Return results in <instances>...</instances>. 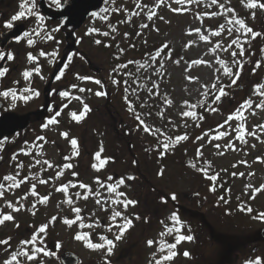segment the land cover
<instances>
[{
	"label": "rangeland",
	"instance_id": "374dc122",
	"mask_svg": "<svg viewBox=\"0 0 264 264\" xmlns=\"http://www.w3.org/2000/svg\"><path fill=\"white\" fill-rule=\"evenodd\" d=\"M138 2L142 5L139 8L136 6ZM220 2L228 8H234L235 12L229 13L228 16L204 15L223 11L215 5L209 7L211 0H185L182 4H177L176 0H163V4H160L159 0H114L113 9H120L115 10L114 19H107L103 24L98 23V40L101 41L98 44L101 52L98 55V65L106 71L104 75L108 74L107 78L112 80V77H118L120 73L114 71L111 74L105 69L103 62L108 63L110 59L109 51L105 50L107 47H117L120 52L118 57H123V54L128 56L132 48L141 52L135 53L137 58H131L132 62L125 67L124 75L121 72L127 82L124 83L125 87L122 88L119 84L115 87L116 84H112V93L108 97L94 94L96 97L92 100L97 104L98 115L102 117L98 137L95 133V123L94 128L84 119L80 122H59L55 127L46 130L48 136L35 142L40 146L32 156L25 157L26 160L20 156L16 167L0 169L3 176L17 175L18 179L24 180H28L30 175L35 177L18 188L5 190L3 198H0V209L4 213L11 212L14 216L13 221L0 225V240L11 237L16 230L13 231V226L17 224L19 227L16 231L20 235L18 240H11L9 246L0 245V264L10 258L12 251L21 250L20 241L29 238L40 225L48 223L53 216H56L57 220L54 224H49L46 233L42 235L46 237L47 248L56 255L40 254L39 259L43 264H62L60 254L64 249L80 255L79 264H129L132 260L127 262V255L132 254L133 257V254L138 253L139 256H135V264H154V254L156 259L166 254L159 251V242L174 243L178 235L175 230L167 233L166 226L182 227V233L179 234L192 235L194 239L178 244L175 249L178 255L165 264H249L257 257L264 259V242L259 238L264 219L257 218L259 213L264 212V191H254V188L264 185V162L257 159L264 158V142H261L264 141V129L258 127L264 125V109L256 107L264 102V95H259L254 90L255 85L264 84V44L260 50V73L259 76H254L252 64L257 57L254 53L256 41L251 40L250 36H245L242 31L233 30L231 35L227 32V28L232 27L227 24V19L231 17L245 19L248 26L258 31L263 24L264 10L259 7L248 9L241 0ZM173 8L183 10L174 12ZM149 11L156 13L152 20L147 19ZM253 11L254 19L251 18ZM143 24L148 27H141ZM222 24L225 25L222 35L212 36V31L218 30ZM196 28H200L201 33L207 35L209 40H200V33L194 31ZM103 32H108L109 35L104 36ZM236 37H239L240 44L244 47L243 56L235 45L228 51H223ZM217 43L221 44V48L213 52L212 49ZM164 44L168 45L164 51L170 53V58L162 54L156 60L151 59L156 50ZM232 51L237 53L235 58L230 54ZM195 60L208 63H192ZM220 60H224L233 72L238 70L234 60L242 65L235 84L231 83L233 77L223 74ZM189 77L199 79L190 80ZM215 77H219V81ZM213 83L217 84V88L227 86L225 91L228 93L215 103L214 96L218 93L211 88ZM240 85L242 88H239ZM95 90L100 91V88L96 85ZM91 91L82 92L81 108L83 104L94 108V103L89 104L87 100L93 95ZM261 92H264V89H261ZM249 98L253 105L244 113L246 120H233L226 125L231 133L229 136L220 140L212 139L219 131L224 130L219 128V125ZM169 100L171 104L168 103ZM186 101L188 104H185ZM188 105L196 107L193 109ZM81 110L79 108V111ZM185 111H195L197 117L202 116L203 119L194 120L183 116ZM136 116L145 122L151 132L144 131ZM240 123H244L248 130L256 133V136H245L247 143L236 139L239 133L235 128ZM133 128L136 130L131 131ZM123 129L128 131V136L135 145V149L131 148L133 152L116 150L117 145H112L110 139L125 133ZM63 132L69 133V139H77L79 156H75L69 139L61 135ZM183 134H187L188 139L176 143L175 137ZM197 137L203 139L198 140ZM169 138L173 143L165 150L163 145L169 143ZM215 144L220 147H214ZM253 144L255 147H252ZM198 149L202 155L198 154ZM98 152L101 159L110 158L99 171L92 167L93 164L100 163L95 159ZM67 156L72 159L66 161ZM124 156L125 159L122 158ZM37 160L40 161L39 164L36 163ZM20 161L25 165L22 168L17 167ZM44 161H49L53 167H48ZM66 162L73 163L74 168L64 170L62 165ZM193 164L195 167H192ZM200 169H206L207 175ZM59 171L64 174L56 178ZM73 171L79 175L73 176ZM240 173L244 175L241 176ZM217 174L216 180L209 178ZM97 177L105 187L96 183ZM108 177H113L114 180L110 181ZM121 177L125 178V184L120 186L117 192H124L127 198L138 202L135 206L130 205L126 211L122 205L112 203L123 197L107 190L108 184H113ZM128 177L134 179H127ZM40 179H46L48 183L42 184L43 189L38 193L40 196L48 195L50 199L47 204L37 203L33 209L32 204L38 198L31 195L30 188L32 184L39 183ZM69 181L90 185L95 195L89 194L85 189L70 187L67 195L74 200V204L68 205L66 195L56 189ZM9 183L11 182L5 181L6 185ZM246 185H252L253 188H247ZM213 187L215 191H212ZM162 190L178 197L176 208L159 201V193ZM77 191L82 196L88 195L89 198L84 200L77 197ZM25 195H28L27 199L21 200ZM250 196H255V199H250ZM98 199L100 204L96 203ZM9 201L13 204L19 202L17 206L23 205L22 210L12 212V209L7 207ZM73 207L82 208L81 216L84 217L85 224L98 222L99 226L91 229L78 228L76 225L67 227L62 218H74ZM187 207L195 216L184 213L183 210ZM248 207L253 209L251 213L243 210ZM33 211L35 215L32 214ZM114 211H121L125 216L132 218L133 226L125 232L122 239L115 241L111 255H106L105 250H90L74 239L77 231L91 232L93 242L103 243L99 239L101 235L114 239L119 229L114 227L109 232L105 227L110 222H122L120 218L114 222L110 221ZM173 213L178 214L180 225H175L171 219ZM153 214L157 221L150 226L145 224V221L149 220L146 215L154 219ZM136 216L140 219H136ZM145 225L150 228L149 232H146L148 227ZM149 240L156 243L149 246ZM57 242L61 247H56ZM184 251H188L190 256L185 257ZM19 259L20 264H37V261L29 262L25 257Z\"/></svg>",
	"mask_w": 264,
	"mask_h": 264
},
{
	"label": "flooded vegetation",
	"instance_id": "af4514ba",
	"mask_svg": "<svg viewBox=\"0 0 264 264\" xmlns=\"http://www.w3.org/2000/svg\"><path fill=\"white\" fill-rule=\"evenodd\" d=\"M66 1L61 0L63 7L57 8L55 5L50 6V0H36L35 11L44 17L43 30L37 36L33 32V29H40V22L36 17L14 21L13 28H6L5 24L20 11L22 0H0V51L14 55L13 60L7 58L0 60V70L9 69L7 74L0 78V91L11 89L17 96L30 95L24 92V89L31 88L40 93L39 96L33 95L26 102L20 99L13 101L11 96L8 98L0 96V168L16 167L18 157L22 156L26 160L25 157L32 156L40 146L35 142L40 137L48 136L46 130L50 127H55L59 122H74L71 113L76 112L79 115L82 111L81 101L74 99L76 96L81 97L82 92L78 90L79 88H91L93 91L90 93L93 95L88 100L89 104L94 103L92 99L96 97L94 94L97 92L95 90L97 84L92 80H80L78 76L92 77L101 82L103 80L106 71L98 65V55L101 52L95 43L99 39V32L91 30H98V23L103 24L106 21L101 19L103 16L114 19V0H104L99 10L94 12L98 15L89 14L79 26L68 24L69 17L62 14ZM105 8L108 9L107 12L103 11ZM56 28H59V31H54ZM25 32L32 35L18 41L17 37H22ZM47 34L52 35L54 39H46ZM29 38L35 41L32 46L27 43ZM40 51L47 55L40 56ZM29 53L36 56L37 60L30 62ZM103 64L105 65L104 62ZM35 68L40 69V74L34 71L32 77L25 80L22 73ZM58 76L61 78L57 79ZM73 85L77 87L74 88ZM97 88L105 92L103 82L97 85ZM64 91L69 92L70 97H61L60 93ZM65 104L67 107H64ZM94 109V112L91 109L84 118L85 122L91 125H94L93 121L97 119L96 103ZM41 110H44L43 114L38 115ZM57 112L60 115H56ZM53 117L58 123L49 124L45 128L44 125ZM24 123L27 124L22 126ZM18 164L25 166L21 161ZM0 183L5 181L2 180ZM14 229L18 230V227L14 225L13 231ZM16 230L11 235L13 241L19 235Z\"/></svg>",
	"mask_w": 264,
	"mask_h": 264
},
{
	"label": "snow or ice",
	"instance_id": "6c2138e0",
	"mask_svg": "<svg viewBox=\"0 0 264 264\" xmlns=\"http://www.w3.org/2000/svg\"><path fill=\"white\" fill-rule=\"evenodd\" d=\"M185 0H176L177 4H182L184 3ZM197 2H199V0H197ZM160 4H163V0H159ZM241 3L244 4L246 6V8L248 9H256L257 7H259L261 10H264V2H260V0H241ZM51 5H55L57 8H62L63 5L61 3V0H50V6ZM217 6L219 9H222V12H211V13H204V15H207L209 17H215L217 15H224V16H228L229 13H233L235 12L234 8H228L225 6L224 3L220 2V0H211V3L209 5V7L211 6ZM138 8L141 7V3H137L136 5ZM143 7H147V5H143ZM37 8V4H36V0H22L21 4H20V11L16 14L13 15L11 17V20L8 21L5 24L6 28H13V22L14 21H19L21 19H28L30 17H36V19L40 22V29H33V32H35V35L39 36L40 35V31L43 30V21H44V17L42 15H40V13L38 11H35V9ZM116 11H119L120 9H115ZM183 9L180 8H173L172 11L174 12H180ZM104 12H107L108 9L105 8L103 9ZM135 15H139V13H134ZM93 15H98L97 13H93ZM156 15V13L154 11H149L147 14V19L148 20H152L153 17ZM198 19L200 18L199 16L197 17ZM251 18H255V12H251ZM101 19L107 20V16H103L101 17ZM227 24L231 25L232 27H228L227 28V32L229 35L232 34L233 30H235L236 32H243V34L245 36H250L251 40H255L258 37L264 36V33L259 32V31H254L252 27L248 26L246 24L245 19L243 18H237V17H231L227 19ZM141 27L147 28L148 25L147 24H143L141 25ZM54 31H59V28L54 29ZM92 32H98L97 29H92ZM196 33H200V40L202 41H208L209 37L205 34L201 33V29L200 28H196L194 30ZM225 31V25H220L218 30L212 31L211 35L214 37H219L222 35V33ZM32 35V33L30 32H25L23 34L22 37H17V40L19 41L20 39H23L24 37H30ZM102 35L104 36H108L109 33L108 32H103ZM127 35V33L125 34ZM46 39L48 40H52L54 39V37L50 34L46 35ZM247 42V41H246ZM27 43L29 46H32L35 41L31 38H29L27 40ZM95 43L99 44L101 43V41L97 40L95 41ZM235 45L240 49V55L243 56L244 55V47L243 45L240 44V40L239 37L233 38L231 40V43L228 44V46L226 48H223V51H228L230 48H232V46ZM190 46V45H189ZM168 48L167 44L162 45L159 49L156 50L155 56H152L151 59L156 60L158 57H160L162 54L165 55L167 58H170V53H165V49ZM221 48V44L217 43L215 44V47L212 49L213 52H215L217 49ZM55 54V53H54ZM232 57H236L237 53L236 51H232L231 53ZM40 56H46L47 53H45L44 51H40L39 52ZM5 58H7L8 60H13L14 59V55L12 53H5L3 51H0V60H4ZM28 60L31 61H36L37 57L32 55L31 53L28 54ZM235 64H237L238 66V70L236 72H233L231 67H228L227 64L225 63L224 60H220L219 63L223 66V74L225 76H229V77H233L231 80L232 84H235L236 81L239 79L240 76V71L242 70V65H240L239 61L234 60L233 61ZM175 63H179V61H175ZM192 63L194 64H206L208 63V61H204V60H195ZM124 67H126V65H124ZM256 67H260V64L257 63ZM9 71V69L4 68L3 70H0V78H3L7 72ZM35 71L36 74H40V69L39 68H35L32 70H25L22 75L24 77L25 80H28L32 77L33 72ZM217 71H219V69H217ZM62 75V74H61ZM43 78V77H42ZM61 76H58L57 79H60ZM78 79L80 80H92L95 84L97 85H101L102 82L100 80H96L92 77H88V76H78ZM190 80L192 79H199L198 77L193 78V77H189ZM215 79L217 81H219V77H215ZM18 83V82H17ZM113 83L115 84H119V81L114 80ZM125 83H127L125 81ZM74 88H76V85H73ZM207 87V86H205ZM225 87L227 86H222L217 88V84L213 83L211 85L212 89H215L216 92L218 94H216L214 96V103L215 102H219L221 100L222 97L228 95V93L225 91ZM261 89H264V84H257L254 86V90L257 92V94L259 95H264V92H261ZM80 92H85V91H91V89H85V88H79L78 89ZM24 92L30 93V95H19L17 96V93L11 89L9 90H3L0 91V96H3L5 98H8L9 96H11L12 100L15 101L17 99L23 100V101H28L29 99H31L34 96H39L40 93L38 91H36L35 89H31V88H25ZM97 96H104L106 95V93L104 91H97L95 93ZM207 93H205L206 95ZM61 97H65L68 98L70 97V93L67 91L61 92L60 93ZM74 99L76 100H81L82 102V98L79 96L74 97ZM83 103V102H82ZM169 104H171L172 102L169 100L168 101ZM185 104H188V102L186 101ZM253 105V101L249 98L247 100H245L241 105H239V107L233 112L231 113L228 118L219 125V128L224 129L223 131H219L217 135H214L212 137V139L214 140H220L223 139L226 136H229L231 133H229V131L227 130L226 125H229L233 120L235 121H245L246 120V116L244 115V113L252 108ZM190 108H195L196 105H188ZM64 107H67V105L65 104ZM256 107L264 109V102H261L259 104L256 105ZM91 109L89 108V106L87 104H83L82 107V111L80 112V114L78 115L76 112H72L71 113V117L74 121L76 122H80L85 115L90 111ZM211 111H217V109H211ZM255 114V113H253ZM56 115H60L59 112L56 113ZM183 116L186 117H191L194 120L195 119H203L202 116L197 117V113L195 111H185L182 113ZM137 120L140 121V124L143 126V129L145 132H151V129L145 124V122L143 120H140L139 116L135 117ZM58 121L55 119V117L49 119L48 124H45L44 127L47 128L49 124H57ZM258 127L264 129V125H258ZM235 131L239 133V135L236 137V139L240 140L241 142L247 143L245 136H256V133L254 131L248 130L246 128V125L244 123H240L239 126L237 128H235ZM65 139H69V133L68 132H63L61 134ZM257 139H259V137H256ZM40 139H44L43 137H40ZM188 139L187 134H183V135H178L175 137V142L179 143L181 141H186ZM197 139H203V137H197ZM211 142V141H209ZM264 142V141H261ZM69 143L71 145V148L74 151L75 156H79V147H78V141L75 138H70L69 139ZM173 143L172 139L169 138V143H165L163 145V148L165 150L168 149L169 144ZM202 147V146H201ZM214 147L219 148L220 145L219 144H215ZM252 147H255V145L253 144ZM102 151V148H101ZM198 154L202 155V152L200 149L197 150ZM72 159L71 156H67L65 157L66 161H70ZM95 159L100 161L99 165L97 164H93L92 167L94 169H96L97 171H99L101 168H103L108 160L110 158H104L101 159V155L100 152L95 154ZM257 159H261L262 162H264V158H257ZM36 163H40L39 160L36 161ZM44 164H46L48 167H53V165L49 162V161H44ZM242 163H247V161H242ZM18 168H22L23 165L22 164H18L17 165ZM64 170H71L74 168V164L71 162H66L62 165ZM192 167H195V165L193 164ZM209 167H211L210 163H209ZM235 167V165H234ZM200 171H203L205 173V175H207V170L206 169H200ZM64 172L63 171H59L56 173V178H59L61 176H63ZM162 174V173H161ZM73 176H78L79 174L75 171L72 172ZM233 175H237L236 173H233ZM239 175L243 176V173H240ZM254 175V174H253ZM217 175H212L211 177H209L211 180H216L217 179ZM33 179H35V177H33ZM108 180H114L113 177H108ZM127 179H134V177H128ZM4 181L7 182H11L9 184H5V183H0V198H3L5 190L10 191L12 188H18L20 187V185L22 183L27 182L24 179H18L17 175H6L3 177ZM40 184H47L48 180L46 179H40L39 180ZM96 183L99 184L101 187H105V185L100 181V178L97 177L96 178ZM125 184V178L121 177L119 180H115V182L113 184H108L107 185V190L111 193H116L119 197H123V199H116L114 201H112V203L118 204V205H122L124 210L126 211L127 208L131 205V206H135L136 203H138L135 200L129 199L127 198V194L124 192H117V189L120 186H123ZM80 188V189H85L88 191L89 194H93L95 195V193L92 192L91 186L88 184H85L83 182H71L69 181L68 183H65L63 185H61L59 188L56 189V191L64 193L66 195V203L68 205H73L74 204V200L68 196L67 194L69 193V188ZM247 188H253L252 185H246ZM212 191H215V187L212 188ZM230 191V190H229ZM254 191L256 193H259L260 191H264V185H260L258 188H254ZM30 193L33 197H37L38 199L32 204V208L35 209L36 204L40 203V204H47L50 196L48 195H44V196H40V194L37 192L36 190V184H32L31 188H30ZM75 195L77 197H81L84 200H87L89 198L88 195H83L77 191L75 193ZM173 200L176 199L175 195L173 194L171 197ZM250 199H255V196H250ZM21 200L27 199V195L22 196L20 198ZM221 199H224L223 197H221ZM166 202V201H165ZM97 204H100L101 201L98 199L96 201ZM17 204H19V202H17ZM17 204H13L11 201H9L7 203V207L12 209V212H19L22 210L23 205H19L17 206ZM107 210V209H104ZM246 210L247 212L251 213L253 211V209L251 207H248L247 209H243ZM74 215V218H68V217H63L62 218V222L69 228L73 227L74 225H76L78 228H88L91 229L93 227H97L98 222H94V223H90V224H85L84 223V217L81 216V212H82V208L80 207H73L72 208ZM33 215H35V212L33 211L32 213ZM117 218H120V220L122 221L121 223H109L107 225H105V227L107 228V231H112V229L118 228L119 231L118 233L115 234L114 239H109L106 235H101L99 237V239L101 241H103V243H98V242H93L92 239V233L91 232H83V231H77V233L74 236V239L77 241H80L84 244L85 247H87L90 250H105L106 251V255H111L113 252V249L115 248V241H118L120 239L123 238L125 232L131 228L133 226V220L132 218H129L127 216L124 215L123 212L121 211H114L110 217V221L114 222L117 220ZM136 219H140L139 216L135 217ZM257 218H261L264 219V212L259 213ZM171 219L174 221L175 225H180L181 221L179 219L178 214L173 213ZM14 220V216L12 215L11 212L9 213H4L2 209H0V225H3L6 221H13ZM57 220L56 216H53L50 221L48 223H45L43 225H40L36 231H34L29 238L24 239L22 241H20V244L22 246L21 250H17V251H12L10 253V258L6 259L4 261V264H20V257H25L27 259V261L31 262V261H37V264H43L42 261H40L39 257L40 254H42L43 256H54L56 255L55 252L49 250L45 244V239L46 237L43 236L42 234L46 233L49 224H54L55 221ZM163 223V222H162ZM17 227H19V225H16ZM167 233H172L174 230L178 233V235H176L175 237V242L174 243H166L164 241H160L159 242V251L161 253H166L164 255H162L159 259L155 258V254L153 256L154 259V264H165V262L167 261H171L173 260L178 253L175 251V249L177 248V245L180 244L183 241H192L194 239V237L192 235H183V234H179L182 233V227H167ZM167 233H161V235H165ZM10 240L11 237H8L6 239L0 240V245H6L9 246L10 245ZM149 246H152L154 243H156L153 240H149L148 242ZM56 247L59 248L61 247V244L59 242L56 243ZM183 255L185 257L190 256V253L188 251H184ZM249 264H264V259L257 257L254 261H250Z\"/></svg>",
	"mask_w": 264,
	"mask_h": 264
},
{
	"label": "water",
	"instance_id": "95a60500",
	"mask_svg": "<svg viewBox=\"0 0 264 264\" xmlns=\"http://www.w3.org/2000/svg\"><path fill=\"white\" fill-rule=\"evenodd\" d=\"M101 2L102 0H67L62 14L69 17L68 24L79 26L89 13L98 9ZM39 113L43 114V111ZM24 125L25 123L22 126ZM260 237L264 239V227L260 231ZM78 256L72 251H64L61 254V260L64 264H78Z\"/></svg>",
	"mask_w": 264,
	"mask_h": 264
},
{
	"label": "trees",
	"instance_id": "16d2710c",
	"mask_svg": "<svg viewBox=\"0 0 264 264\" xmlns=\"http://www.w3.org/2000/svg\"><path fill=\"white\" fill-rule=\"evenodd\" d=\"M258 31L264 33V20H263V24H262L261 29H259ZM255 41H256V45L254 47V51H255L254 53H256L257 57H256V60L252 64L253 71L252 70L251 71H252L254 76H259L260 67L257 68L256 64L257 63L260 64V50H261L262 45L264 44V36L256 38ZM171 197H172L171 194L167 193L166 191H162L159 194V201H161L162 204H168L173 200ZM194 214L195 213H192L191 215L195 216ZM149 215H146V219H149V220L148 221L146 220L145 224L147 223V225L150 226L153 224L154 219H152L151 216L149 217ZM154 217H155V215H154ZM239 242H243V241H239ZM239 246H241V244H239Z\"/></svg>",
	"mask_w": 264,
	"mask_h": 264
}]
</instances>
